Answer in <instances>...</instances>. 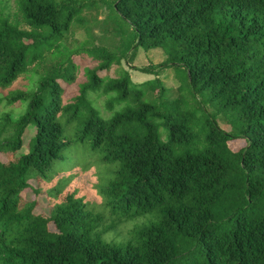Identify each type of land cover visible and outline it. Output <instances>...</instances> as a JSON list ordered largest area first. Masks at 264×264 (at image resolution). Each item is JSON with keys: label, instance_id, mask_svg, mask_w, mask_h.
I'll use <instances>...</instances> for the list:
<instances>
[{"label": "trees", "instance_id": "16d2710c", "mask_svg": "<svg viewBox=\"0 0 264 264\" xmlns=\"http://www.w3.org/2000/svg\"><path fill=\"white\" fill-rule=\"evenodd\" d=\"M101 1L0 9V264H264V0Z\"/></svg>", "mask_w": 264, "mask_h": 264}, {"label": "rangeland", "instance_id": "374dc122", "mask_svg": "<svg viewBox=\"0 0 264 264\" xmlns=\"http://www.w3.org/2000/svg\"><path fill=\"white\" fill-rule=\"evenodd\" d=\"M97 6L87 10L84 14V22L83 23H77L74 25V28L71 31V37L70 40L74 42H82V41H87L90 45H106L114 49V47L118 46V44L121 43V36L116 35L113 33V31L110 28V25L108 24V13L109 9H107L106 4L101 1V0H96ZM8 6L9 11L12 14L16 13L17 5L15 0H0V9ZM162 49H154L151 52L146 51L143 48L138 49L136 52L133 54V60H132V65L142 68L146 67L151 60L155 62H160L163 61L164 56ZM164 52V51H163ZM165 54V53H164ZM125 67L130 71L132 75V79L134 83L140 84L144 81H147L148 79L153 78V76L142 73L138 70H133L131 69V66L126 65L124 63ZM167 72H164V75L161 76L165 80V84L168 87H176L177 83L174 79H166L165 75ZM26 81L24 79H21L16 83L13 87L10 89H0V98L4 100L2 104H0V113L1 111H9L14 109V116L15 118L19 117L24 111L19 109V108H10V107H4L7 103L6 101L8 100V97H10V94L16 90L23 89V84ZM19 105V103H18ZM212 108H210L211 110ZM219 122L221 126L226 129L230 130L231 125L225 120L224 118L220 117ZM245 143L244 141L238 140L234 142L233 146L237 150L240 147L244 146ZM25 198L31 200L35 199V195L32 191H26L25 192ZM42 200V199H41ZM49 205L47 202L42 200L41 205L37 208L38 212L41 213H49ZM145 218H140L137 219V222H134L136 226H142L145 224ZM132 224V226L134 225ZM129 226V225H128ZM134 226V227H136ZM126 232L124 233H119L118 237L122 238L124 237Z\"/></svg>", "mask_w": 264, "mask_h": 264}]
</instances>
